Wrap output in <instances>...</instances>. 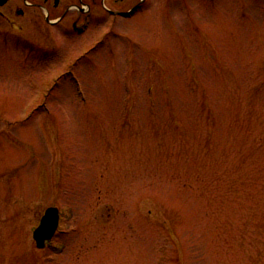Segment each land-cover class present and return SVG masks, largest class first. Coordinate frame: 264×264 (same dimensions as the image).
I'll return each mask as SVG.
<instances>
[{"label": "rangeland", "instance_id": "374dc122", "mask_svg": "<svg viewBox=\"0 0 264 264\" xmlns=\"http://www.w3.org/2000/svg\"><path fill=\"white\" fill-rule=\"evenodd\" d=\"M140 2L134 48L0 34V264H264V0Z\"/></svg>", "mask_w": 264, "mask_h": 264}, {"label": "flooded vegetation", "instance_id": "af4514ba", "mask_svg": "<svg viewBox=\"0 0 264 264\" xmlns=\"http://www.w3.org/2000/svg\"><path fill=\"white\" fill-rule=\"evenodd\" d=\"M24 1V6L26 7L24 9L20 7L10 8L9 6L8 15L11 14V17L6 16L1 11V9L8 6L10 0H4V3L0 4V18L4 17L5 20L4 24L0 25V34L7 33L11 30L10 28L26 32V29L22 25L12 19L13 15L25 17L28 13L27 9L45 10L43 18L44 23L48 24L49 31H44L52 41L46 43L45 48L39 46V54H42L43 58H49L53 53L61 50V48L65 49L64 52L68 49H72L73 52L80 45L83 52H80L79 57L84 54L87 56V54L89 55L97 51L101 46H109L111 43H128L132 47L136 46L135 37L122 34L125 30V25L123 26L122 24L124 23L121 21L133 19L136 16L141 8L140 0ZM98 27L103 28V33L100 37L95 35L96 43H93L92 38L88 35L96 32L95 29ZM79 57L75 62L78 61ZM61 220L62 217L60 215L59 225Z\"/></svg>", "mask_w": 264, "mask_h": 264}, {"label": "water", "instance_id": "95a60500", "mask_svg": "<svg viewBox=\"0 0 264 264\" xmlns=\"http://www.w3.org/2000/svg\"><path fill=\"white\" fill-rule=\"evenodd\" d=\"M4 3V0L0 4ZM59 211L56 207H49L40 218L39 225L33 230L32 237L35 246L43 249L46 242L50 241L58 227Z\"/></svg>", "mask_w": 264, "mask_h": 264}]
</instances>
